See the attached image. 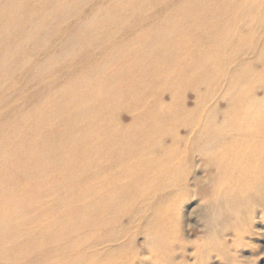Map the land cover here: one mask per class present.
<instances>
[{
    "label": "rangeland",
    "instance_id": "374dc122",
    "mask_svg": "<svg viewBox=\"0 0 264 264\" xmlns=\"http://www.w3.org/2000/svg\"><path fill=\"white\" fill-rule=\"evenodd\" d=\"M255 98L263 0H0V264H264L260 206L210 213L264 170L193 147Z\"/></svg>",
    "mask_w": 264,
    "mask_h": 264
},
{
    "label": "bare ground",
    "instance_id": "6f19581e",
    "mask_svg": "<svg viewBox=\"0 0 264 264\" xmlns=\"http://www.w3.org/2000/svg\"><path fill=\"white\" fill-rule=\"evenodd\" d=\"M14 7L15 6L12 5L10 9L13 10L19 18H24V14L28 12V10L24 8V5L20 4L16 10ZM9 56L12 55L9 54ZM239 76L238 82L240 84L248 81L250 77H253L250 72H246V74L244 72L241 78ZM250 105L251 106L248 109V113L246 115V118H248V120H246L249 123L247 126L250 127H247L244 130H239L236 133L227 134L223 130L227 127L228 122L224 121L219 124V128L217 130L219 135L218 140H213L207 130L202 129L197 132L200 141L193 147L201 153H206L212 152L214 146H224L223 151H226L225 154H227L226 157L228 160L222 158L223 161L220 160L222 165L225 163L227 166L230 164H238L240 166L246 165L245 163L248 160H255V164H250V167H252L251 169L264 170V151L259 154L258 151L256 152V149H248V146H250L248 144L258 145L260 148H264V101L255 98L251 100ZM226 146H228L229 149L233 148V146H236L238 152L231 151L230 153L227 151L228 148ZM221 155L219 154V156ZM230 168L231 169L228 168L229 172L233 171L235 175L232 179H230L231 182H224L227 189L217 200L211 202L210 213L215 217L225 216V218L231 220L234 219V217L232 218L231 216L234 213L236 214L239 212V216H242L243 219L246 217L245 213H247V210H250V216L253 217L259 212V209H257L256 206H260L264 210V179H258L253 182V184L244 188L238 186L237 181L238 179L246 178V174H238L236 170L232 168V166ZM251 169H249L250 172ZM174 177L175 176H172L171 180H174ZM257 190H259L260 193H258Z\"/></svg>",
    "mask_w": 264,
    "mask_h": 264
}]
</instances>
